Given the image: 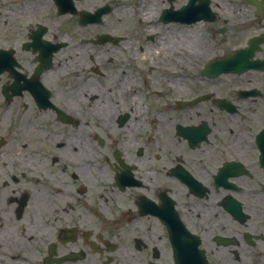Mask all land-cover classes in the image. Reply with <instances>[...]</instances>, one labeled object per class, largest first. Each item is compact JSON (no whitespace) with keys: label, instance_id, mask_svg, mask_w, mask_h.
I'll return each instance as SVG.
<instances>
[{"label":"flooded vegetation","instance_id":"1","mask_svg":"<svg viewBox=\"0 0 264 264\" xmlns=\"http://www.w3.org/2000/svg\"><path fill=\"white\" fill-rule=\"evenodd\" d=\"M243 5L251 34L220 57L254 41L262 62L264 15ZM39 29L0 40V264H264V69L181 68L151 33L145 73L95 52L127 55L130 35L56 36L46 62Z\"/></svg>","mask_w":264,"mask_h":264},{"label":"rangeland","instance_id":"2","mask_svg":"<svg viewBox=\"0 0 264 264\" xmlns=\"http://www.w3.org/2000/svg\"><path fill=\"white\" fill-rule=\"evenodd\" d=\"M29 1L30 0H0V40L2 41V45L4 47L10 45V43L6 41L7 37H10L9 39L16 37L25 39L31 31L37 30V25L48 28V36H46L47 40L49 39L51 42L56 43L58 38L55 36H58L60 39L59 42H61V40L64 41L66 46H69L70 43L76 42L75 40L79 42L81 39H97L102 34H108L110 36L130 35L131 49L129 51L130 53L127 55H123L121 53L122 51L119 49L111 50L107 46L99 47L98 49H95V52H98L97 54L99 55L101 62L104 61L105 63L103 66L109 72L121 68L122 64L126 67H130L129 65H131V63L135 66V70H133L134 73H138L139 70L143 72V64L139 63V61L142 60V53L140 52L141 46H144L145 43H149L146 40L147 34L145 33L148 32V27L156 23V21L151 22V25L141 22L143 18L153 20L152 14L149 13L153 0H146L145 2L142 0L75 1L78 11L88 10L89 12L90 10L96 11L97 8H100V6L104 4H112L113 11L110 16L104 18L103 24L90 25L88 27L78 25V16L68 14V16H61L58 18L55 17L57 7L53 5L52 0H39V2L35 4L36 6L31 4ZM113 1L119 3H115ZM187 1L188 0H175L174 6L179 9L184 6ZM217 3H219V6H217ZM164 4H168L167 0H157V4L155 3V5L160 8ZM226 5L227 7H234L233 9H235L236 12L233 14L231 13L228 17H220L218 15L220 19H217L215 23H200L203 26L204 31H206L205 38H208L209 42L203 50L208 53L197 59V57H191L188 52L181 51V64H179L181 68H184L183 65H186L185 63H188V61L194 62L197 66H199L200 64H204L205 59L208 57L212 59L220 57L223 53H225V51H229L232 46L231 42L236 43V46L243 43L244 40L250 36L251 30L247 29V27L250 28L251 25L245 27V24H250L251 20L252 22L255 21L254 9L252 8L249 12L247 8L246 10L243 9L245 8L243 0H213L214 12H217V10L222 12L221 8L226 7ZM166 8L164 7L161 12H163ZM156 25L158 26L157 23ZM210 28H213L214 31L217 32L215 36ZM166 29L167 26H163V29L160 30L162 31L160 35H163V32H165ZM168 30H170V28H168ZM238 30H241L240 34L238 33ZM139 38H141V40H139ZM223 38L227 39V41H222ZM219 51H221V53ZM75 55L76 53L73 48H67L64 50V55L61 59H71V57H74ZM162 56L165 57L166 55ZM111 57H114L113 65L108 64V59ZM71 65L73 66V64ZM197 85L200 86L203 84L199 83ZM192 89L197 91L196 87L193 85Z\"/></svg>","mask_w":264,"mask_h":264},{"label":"bare ground","instance_id":"3","mask_svg":"<svg viewBox=\"0 0 264 264\" xmlns=\"http://www.w3.org/2000/svg\"><path fill=\"white\" fill-rule=\"evenodd\" d=\"M142 1H146V0H142ZM149 1V0H148ZM224 1H229V0H224ZM31 4H33L34 6H36L35 4L37 2H39V0H30L29 1ZM155 3L157 4V0H153L152 1V6L150 9V14H152L153 16V20H148V19H144L142 20L141 23H146L148 25H151L150 22H154V18L156 19V17L160 16L161 11L163 10V8L167 7L165 4L160 8L157 5H155ZM48 4V3H47ZM224 4V3H223ZM213 6V5H212ZM217 6H219V3H217ZM170 7V6H169ZM172 8L174 9L173 6H171V10ZM234 7L228 6L226 5V7H222L221 11L219 12L217 10V14L219 13V16H227L230 15L231 13H235V9H233ZM38 10V8H37ZM125 10V9H123ZM167 29L165 30V32H163V36H162V42H163V50L158 49V52L160 54H164L166 55V53H174V50L179 49L184 50V52H188L192 57L194 56V58L198 57V55L201 53L202 54V50L205 48L206 45H208V38H205L206 35V31H204L203 26L201 24H197L196 27L195 26H182L179 24H169L166 25ZM168 28H170V30H168ZM163 29L162 25H156V23H154L153 25H151L150 27H148V32L147 33H151L154 35H160ZM56 30V29H55ZM57 31V30H56ZM56 37V36H55ZM221 53V51H219ZM134 102L137 104L138 102H140V97L138 98V96L134 97ZM140 109V108H139ZM142 109V108H141ZM102 110H105L104 108ZM110 110V109H109ZM140 112H142V110H140ZM140 112H139V116H140ZM136 121V120H135ZM88 146V145H85ZM68 149L67 152L69 153H73V151L70 150L69 147H72V144H70V141L68 143ZM89 147V146H88ZM81 148V147H80ZM77 153L80 154L81 149H78V151H76Z\"/></svg>","mask_w":264,"mask_h":264},{"label":"water","instance_id":"4","mask_svg":"<svg viewBox=\"0 0 264 264\" xmlns=\"http://www.w3.org/2000/svg\"><path fill=\"white\" fill-rule=\"evenodd\" d=\"M207 4V2L205 3V5ZM190 6H188V7H185V13H184V16L183 15H181V16H178V19H180V20H184V21H189V22H196L197 20H199L200 18H204V19H207L209 16H210V13L209 12H207V15H199V16H197L193 21H190V20H188V18H187V16H188V13H187V10H188V8H189ZM105 11L103 10V9H101L100 11H98V12H96L95 13V16H93V15H89V17L90 18H93V17H95V20H97V21H100L101 20V16H102V14L104 13ZM168 11H166L165 12V14H164V17L167 15L168 16ZM179 14H181L180 12H179ZM193 15H195V13L193 14ZM83 16L85 17V18H87L88 16H85L84 14H83ZM36 44H38V43H36ZM235 56V55H234ZM235 57H237V56H235ZM235 59L232 61V63H231V65H233V63H235ZM221 66L223 65V63L222 64H220ZM228 67H230L231 65H228V64H226ZM215 66V64H213V65H211V67L212 68H215L214 67Z\"/></svg>","mask_w":264,"mask_h":264}]
</instances>
